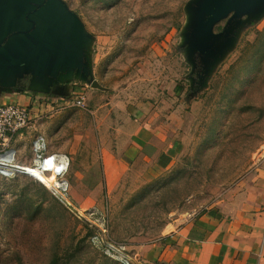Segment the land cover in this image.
I'll return each instance as SVG.
<instances>
[{
    "label": "rangeland",
    "instance_id": "obj_1",
    "mask_svg": "<svg viewBox=\"0 0 264 264\" xmlns=\"http://www.w3.org/2000/svg\"><path fill=\"white\" fill-rule=\"evenodd\" d=\"M63 1L92 36V73L105 91L69 85L89 94L80 108L36 100L42 108L25 139L11 142L15 163L35 167L32 141L44 123L50 150L63 149L69 163L57 178L44 170L61 167L47 161L34 175H0V264H123L110 248L131 256L170 224L241 195L264 159V16L240 26L199 89L181 46L190 0ZM21 92H0V104ZM112 99L179 145L169 168L136 162L103 185L99 151ZM62 178L69 187L58 192Z\"/></svg>",
    "mask_w": 264,
    "mask_h": 264
},
{
    "label": "crops",
    "instance_id": "obj_2",
    "mask_svg": "<svg viewBox=\"0 0 264 264\" xmlns=\"http://www.w3.org/2000/svg\"><path fill=\"white\" fill-rule=\"evenodd\" d=\"M69 85L72 83L65 86L63 95L23 91L10 96L8 101L25 107L31 118L32 114H37L38 108H42V104L36 105L39 98H53L51 102L59 100L68 105L74 99L71 96L84 94L85 89L68 91ZM88 95L84 94V106ZM119 104L113 99L106 104L111 106L108 114L113 115V119L108 120V129L104 133L107 136L99 151L105 187L116 184L128 167L136 162L165 170L173 164L179 151L175 141L168 136L162 137L157 129L139 121L140 115L134 108L127 106L122 111ZM48 125H38L39 133L32 141L33 161L38 155L52 156L57 163L64 158L67 165L69 158L63 149L58 152L50 150ZM26 132L28 130H22L11 142L15 138L25 139ZM10 148L17 157L18 150L13 146ZM66 170L65 166L56 178ZM257 171L254 182L241 195L219 202L195 217L181 219L178 225L170 224L155 242L134 248L133 264H264V159ZM56 185L65 191L69 187L64 178ZM57 191L62 190L59 188Z\"/></svg>",
    "mask_w": 264,
    "mask_h": 264
},
{
    "label": "water",
    "instance_id": "obj_3",
    "mask_svg": "<svg viewBox=\"0 0 264 264\" xmlns=\"http://www.w3.org/2000/svg\"><path fill=\"white\" fill-rule=\"evenodd\" d=\"M185 13L181 46L192 73L198 63L200 89L232 49L240 26L264 16V0H190ZM91 43L63 0H0V92L59 96L72 82L100 90L89 59Z\"/></svg>",
    "mask_w": 264,
    "mask_h": 264
},
{
    "label": "built area",
    "instance_id": "obj_4",
    "mask_svg": "<svg viewBox=\"0 0 264 264\" xmlns=\"http://www.w3.org/2000/svg\"><path fill=\"white\" fill-rule=\"evenodd\" d=\"M78 82H72V85H77ZM79 84V83H78ZM87 87L86 85H84ZM76 97L72 100L71 105L76 108H80L84 105L85 96L84 94H77ZM30 123L29 111L18 104L15 103H7L0 104V148L3 151L0 154V175L2 176H12L14 172L22 169L23 167L18 166L15 163L16 157L15 153L10 148V143L13 137L21 132L24 129H27ZM36 161H47L50 162L49 166L56 164L57 162L52 158V156L41 157L37 156ZM36 164V163H35ZM61 167V166H60ZM50 169H45L44 173H49V175H57L60 173L59 171H55L54 167H48ZM54 190H58L63 187L56 185L52 186ZM125 248L118 247L116 249L110 248L115 256L116 260L123 264H133L134 256L131 255H122ZM122 255V256H118Z\"/></svg>",
    "mask_w": 264,
    "mask_h": 264
},
{
    "label": "bare ground",
    "instance_id": "obj_5",
    "mask_svg": "<svg viewBox=\"0 0 264 264\" xmlns=\"http://www.w3.org/2000/svg\"><path fill=\"white\" fill-rule=\"evenodd\" d=\"M54 159V158H53ZM61 159V161H60V163H56L55 165L56 166H60V164L62 165V167H61V169L62 168H64L65 166H66V163H65V161L66 160H63L64 158H60ZM55 160V159H54ZM36 164H35V167H33V169L31 170V169H20V171L21 170H25V172L26 173H28L29 175H34V169H37L38 168V166H39V163H40V161H34ZM65 163V164H64ZM64 186V185H63Z\"/></svg>",
    "mask_w": 264,
    "mask_h": 264
},
{
    "label": "flooded vegetation",
    "instance_id": "obj_6",
    "mask_svg": "<svg viewBox=\"0 0 264 264\" xmlns=\"http://www.w3.org/2000/svg\"><path fill=\"white\" fill-rule=\"evenodd\" d=\"M198 69H199V66H198V63L196 62V68L194 69V72H193V75H192L195 80H197L196 74H197Z\"/></svg>",
    "mask_w": 264,
    "mask_h": 264
},
{
    "label": "trees",
    "instance_id": "obj_7",
    "mask_svg": "<svg viewBox=\"0 0 264 264\" xmlns=\"http://www.w3.org/2000/svg\"><path fill=\"white\" fill-rule=\"evenodd\" d=\"M50 264H56V260L52 261Z\"/></svg>",
    "mask_w": 264,
    "mask_h": 264
}]
</instances>
